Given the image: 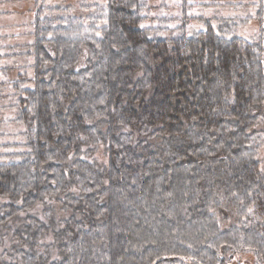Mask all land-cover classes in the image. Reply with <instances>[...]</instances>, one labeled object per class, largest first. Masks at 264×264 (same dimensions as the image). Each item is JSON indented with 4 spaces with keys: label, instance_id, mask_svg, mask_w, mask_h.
Instances as JSON below:
<instances>
[{
    "label": "trees",
    "instance_id": "1",
    "mask_svg": "<svg viewBox=\"0 0 264 264\" xmlns=\"http://www.w3.org/2000/svg\"><path fill=\"white\" fill-rule=\"evenodd\" d=\"M30 2L0 38V264H264V31L226 35L264 0L220 32L188 12L219 1L174 29L148 0Z\"/></svg>",
    "mask_w": 264,
    "mask_h": 264
},
{
    "label": "rangeland",
    "instance_id": "2",
    "mask_svg": "<svg viewBox=\"0 0 264 264\" xmlns=\"http://www.w3.org/2000/svg\"><path fill=\"white\" fill-rule=\"evenodd\" d=\"M17 0H12L10 3H7L3 7L0 6V10L6 9L9 14H2L0 15V34H4L7 38L8 36L14 35V34H21L23 32L22 29L16 28L17 24H20V21L25 20L26 15L22 13L19 16H16L15 14L19 12H26L29 10V8L32 7V3L30 0H20L19 2H16ZM71 1V0H70ZM166 2L165 0H148L149 6H156V8H153L150 13H149V20L145 22L144 27H156V23L154 24L153 18H165V20L169 23L168 28L170 27L171 29L177 28L178 27V20L182 19L181 16V10L183 9L182 7H177L180 5V3L176 0H172L171 3H164ZM163 3V4H162ZM173 3V4H172ZM165 7H164V6ZM2 8V9H1ZM198 11V12H197ZM214 10H208L206 11L207 14H211L209 12H213ZM239 11V10H238ZM234 11L232 8L229 7H224L221 8V10L218 12L219 15L216 16H208L204 17L202 19L206 22L200 23L199 21L193 22L190 27L193 32L197 31H202L204 30L207 25L210 29L220 32V30H223V23L227 21L228 19H232L231 17L233 16H242V11ZM190 15H189V13ZM186 14L189 16H196L199 12H202V10H196V9H189ZM241 12V13H240ZM255 10H249V15L251 17L255 18ZM154 18V19H156ZM32 20V15L31 17H27L26 20ZM201 19V20H202ZM230 21V20H229ZM215 25V27H214ZM262 30L264 31V19L262 20L261 23H259L256 19H253L248 22H244L241 25H237V27L231 28L230 33L226 35H232L233 37H238L241 39H244L246 41H254L257 40L258 37H260ZM247 36L248 39H245L244 37ZM264 37V36H263ZM20 39V38H19ZM18 40V39H17ZM26 39L21 38L19 41H15L10 39L7 40L8 44H13V43H21L25 41ZM264 46V42L262 44ZM263 64H264V55H263ZM258 158L260 161L261 168L264 169V146L261 147L258 153ZM228 264H259L257 259L254 257V254L250 252L246 253H241L236 255L233 259Z\"/></svg>",
    "mask_w": 264,
    "mask_h": 264
},
{
    "label": "crops",
    "instance_id": "3",
    "mask_svg": "<svg viewBox=\"0 0 264 264\" xmlns=\"http://www.w3.org/2000/svg\"><path fill=\"white\" fill-rule=\"evenodd\" d=\"M12 0H0V6H4V5H6L7 3H10ZM20 0H17L16 2H19ZM172 1V0H171ZM176 1H178L179 3H180V5H178L177 7H182V8H184L183 6H185L186 5V7H187V5H200V3L201 2H206V3H211V2H215V1H219V3L218 4H216V5H219V6H217V7H213L212 5V7L210 6L209 8H207V9H201L200 7H197V8H194V9H196V10H202V12H199L198 14H197V16H202V17H208V16H216V15H219V11L221 10V8H224L225 6H223L224 4H227L228 2H230V1H232V0H227V2L226 1H222V0H176ZM234 1V3H233V5H235L236 6V10H242L240 7L241 6H239V4H241V3H248V2H255L256 0H242V1H240V0H233ZM230 3H232V2H230ZM173 4V3H172ZM32 5V4H31ZM226 7H228V6H226ZM254 6H251V8L249 7V10H252V11H254L255 9L253 8ZM229 8H233V7H229ZM2 9V8H1ZM211 9H213L214 11L213 12H209V13H212L213 15H211V14H207L206 13V11H208V10H211ZM193 10V9H192ZM233 10H234V8H233ZM198 12V11H197ZM22 13V15L23 14H25L26 15V18L28 17H31V8H29V10L28 11H26V12H19L18 13V11H17V13L15 14L16 16H19L20 14ZM241 13V12H240ZM2 14H9L8 13V11L6 10V9H4V10H0V15H2ZM26 18H25V20H22V22L20 21V24H17L16 25V28H18V29H22L23 30V32L21 33V34H19V33H17V34H14V35H11V36H8V38L4 35V34H0V38H4V37H6L7 38V40H10V39H12V40H14L15 39V41H19L22 37L21 36H23V34H25V33H27V31H29L30 29H31V20H26ZM30 32V31H29ZM20 38V39H19ZM18 39V40H17Z\"/></svg>",
    "mask_w": 264,
    "mask_h": 264
},
{
    "label": "snow or ice",
    "instance_id": "4",
    "mask_svg": "<svg viewBox=\"0 0 264 264\" xmlns=\"http://www.w3.org/2000/svg\"><path fill=\"white\" fill-rule=\"evenodd\" d=\"M105 2H107V0H105ZM133 7H134V6H133ZM105 23H106V21H105ZM141 27H143V25H141ZM214 27H215V25H214ZM96 35H98V36H99V35H100V33H99V32H97V33H96ZM244 38H245V39H248V37H247V36H245ZM249 211L251 212L252 210H251V209H249ZM181 259H183V257H181Z\"/></svg>",
    "mask_w": 264,
    "mask_h": 264
}]
</instances>
